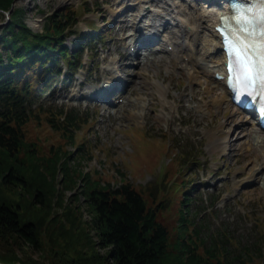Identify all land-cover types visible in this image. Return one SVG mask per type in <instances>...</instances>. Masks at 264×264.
Here are the masks:
<instances>
[{
    "label": "rangeland",
    "instance_id": "rangeland-1",
    "mask_svg": "<svg viewBox=\"0 0 264 264\" xmlns=\"http://www.w3.org/2000/svg\"><path fill=\"white\" fill-rule=\"evenodd\" d=\"M12 4L22 10V18L34 32L44 28L50 15L56 13L54 18L58 19L70 13L66 30L74 29L75 32L64 38V45L68 49L72 47L75 34L81 31L80 27L86 29L82 22L71 27V19L79 21L87 17L88 21L94 20L103 27V33L110 31L103 47L94 45L83 49L78 73L64 79L65 70L60 61L55 80L49 83L45 91L34 95L33 107L74 109L81 121H87L78 123V129L73 132L76 140L71 138L73 142H70L66 134L53 132L46 124L43 113H38L34 121L23 127L26 140L36 144L37 152H47L50 144L53 151L57 145L64 151H72L71 166L83 174L88 172L93 179L98 177L102 182L109 181L114 188L124 181L135 184L141 191L139 184L144 185L142 194L148 196L151 205L158 207L157 219L168 228L171 237L174 235L173 227L178 222L175 206L181 196L175 192V198L171 200L168 188H172L170 184L175 178L172 174L174 169L171 168L179 164L178 158L182 157L179 177L185 175L187 179L191 178L187 183L191 199L186 206L190 217H194L198 235L204 238L212 234L218 240L223 239V243H230L228 247L235 251H240L242 246L255 249L261 240L264 245V185L261 181L234 185L256 165V156L264 154V144L255 146V141L250 139L253 151L249 155L245 153L246 147L239 145L245 140L243 127L253 128L254 131L258 129L229 100L219 105L211 102L212 97L222 94L219 87L209 84L205 88L207 78L200 71H196L187 61H181V68L177 69L165 55L142 65L130 66L134 60L127 54V40L124 37L128 33L126 23L121 22L124 16H117L122 9L120 0H112L110 4L106 0H13ZM8 14L0 11V35L8 24ZM114 20L120 22L113 23ZM118 26L119 29H116ZM124 46L126 52L122 49ZM4 48L0 44V51L5 56L7 47ZM87 54L90 57H86ZM114 56L128 79V87L122 93L123 101L114 107H108L107 103H89L85 99L77 101L74 94L79 96L87 86L101 84L104 79L102 67L109 62L108 57ZM191 73L195 78H191ZM258 135L260 138L264 136L261 132ZM225 138L228 140L227 147L231 149L223 153L220 141ZM212 141L217 143L211 146ZM185 154L188 155L186 158ZM165 169L171 170L158 180ZM81 176H76L70 187H64L62 172L58 170L56 182L51 183L57 191L50 199V217L56 215V219L61 218L65 227H69V223L64 215V206L59 202L73 205L79 219H91L92 214L82 192L84 185ZM15 189L21 194L25 188L19 185ZM4 192L1 191L6 195ZM10 196V202H17L16 193ZM205 207L210 208L205 210ZM21 209L28 212L25 205L20 206L19 211ZM57 226L58 223L51 230ZM88 229L90 234L94 233L93 229ZM67 231L69 234L66 236L73 238L72 233ZM57 239L56 234L47 231V234L42 233L37 238L40 249L25 245L22 246V253L19 251L17 254L20 258L27 255L32 260L49 264L52 258H59L58 253L52 257L54 251L50 253L47 249ZM208 239L206 244L209 243ZM77 247L83 250V261L86 262L85 257L89 252L86 254L85 247L80 244ZM97 250L103 252L105 248L98 247ZM72 254L74 258L77 256ZM18 263L21 262L14 264Z\"/></svg>",
    "mask_w": 264,
    "mask_h": 264
},
{
    "label": "trees",
    "instance_id": "trees-1",
    "mask_svg": "<svg viewBox=\"0 0 264 264\" xmlns=\"http://www.w3.org/2000/svg\"><path fill=\"white\" fill-rule=\"evenodd\" d=\"M12 2L0 0V9L8 10ZM21 14L22 10L15 8L10 23L0 35L1 44L7 47L6 61L0 52V197H3L0 198V261L44 264L27 255L20 258L17 253H22L25 245L40 249L37 238L51 231L60 240L50 243L47 249L50 253L54 251L52 257L58 253L59 258H52L49 264H264L262 240L256 250L242 246L240 251H235L228 247L230 243H223V239L218 240L212 234L200 237L194 217H190L184 205L188 199L175 206L178 222L171 237L168 228L157 219L158 207L142 194L144 188L139 191L124 180L114 188L109 181L93 179L88 172L83 174L72 167L71 153L60 146L56 145L52 151L50 144L49 154L36 151V144L26 140L23 130L35 119L29 99L37 92L36 87H43L40 77L44 81L51 78L53 69L46 64L48 61L56 63L61 57L73 69L77 54L68 52L62 45L64 20L69 19L70 13L58 19L54 18L56 13L48 17L43 30L38 32L26 25ZM82 37H77L76 43H81ZM43 115L53 132L66 134L68 141L73 142L70 130L78 127L79 119L75 114L50 108ZM58 170L62 172L64 187H70L75 177L83 174L82 192L92 214L90 221L79 219L76 208L62 202L59 204L64 206L69 227L63 225L61 218L56 219V215L50 217V199L57 191L51 183L56 182ZM19 185L25 188L21 194L14 190ZM14 193L15 203L10 202ZM22 205L27 213L24 209L19 211ZM56 223L58 226L51 230ZM88 228L94 233L90 234ZM67 230L73 238L66 236ZM207 239L210 244H206ZM79 244L85 247L86 254L89 252L86 262L83 250L76 248ZM98 247L105 250L99 252ZM72 253L77 256L74 258Z\"/></svg>",
    "mask_w": 264,
    "mask_h": 264
},
{
    "label": "bare ground",
    "instance_id": "bare-ground-1",
    "mask_svg": "<svg viewBox=\"0 0 264 264\" xmlns=\"http://www.w3.org/2000/svg\"><path fill=\"white\" fill-rule=\"evenodd\" d=\"M58 1L65 2V0ZM123 1L125 5L131 8L128 18V22H130L129 30H131V34L129 36L131 40L138 41L140 35L142 37L157 36L158 40L172 45L173 50H167L169 52L166 53L170 56L174 64H178L179 59L181 60L184 56H188L194 69L200 70L201 74L206 77H211L207 80L205 88H208L210 83L221 86L222 94L217 97H212L211 102L219 105L227 101L229 93L224 86V79L214 78L215 71L221 72L224 70L225 57L220 49V37L215 31L214 26L218 23L219 15L227 6L226 4L214 10L215 6L208 9L205 4L195 0H179L180 2L177 0H163L166 5H163L159 0ZM213 10L214 12H212ZM150 55L146 53L143 59L149 61ZM195 56L196 58L194 59ZM104 69L110 73V76L113 75L114 69L111 64L105 65ZM193 77L194 75L191 73V78ZM258 138L260 137L256 136L254 140H258ZM216 143L212 141L210 144L214 146ZM220 143L223 153L231 149L227 148V142L225 140ZM244 144H248V140L245 139L239 143V145ZM246 151L250 153L251 148ZM255 163L256 165L252 166L242 181H250L256 174H261L263 164L260 161H256ZM259 180L264 185V174L260 176ZM235 183L238 184L239 181Z\"/></svg>",
    "mask_w": 264,
    "mask_h": 264
},
{
    "label": "snow or ice",
    "instance_id": "snow-or-ice-1",
    "mask_svg": "<svg viewBox=\"0 0 264 264\" xmlns=\"http://www.w3.org/2000/svg\"><path fill=\"white\" fill-rule=\"evenodd\" d=\"M259 17L264 19V8L259 10ZM229 53L233 57V63L229 65L230 72L237 71V85H242L238 89L240 95H251V90L257 87L260 94L264 95V42L257 45V55L260 57L258 61L253 60L252 52L254 50L253 43L249 42L246 38H235L228 42ZM259 64V68L256 64Z\"/></svg>",
    "mask_w": 264,
    "mask_h": 264
},
{
    "label": "water",
    "instance_id": "water-1",
    "mask_svg": "<svg viewBox=\"0 0 264 264\" xmlns=\"http://www.w3.org/2000/svg\"><path fill=\"white\" fill-rule=\"evenodd\" d=\"M0 264H9V263H5V262L0 261ZM18 264H21V263H18Z\"/></svg>",
    "mask_w": 264,
    "mask_h": 264
}]
</instances>
